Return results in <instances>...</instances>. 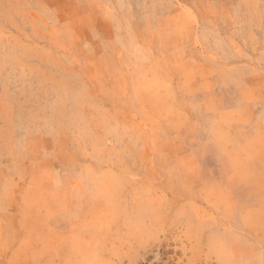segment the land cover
Wrapping results in <instances>:
<instances>
[{"label": "rangeland", "instance_id": "374dc122", "mask_svg": "<svg viewBox=\"0 0 264 264\" xmlns=\"http://www.w3.org/2000/svg\"><path fill=\"white\" fill-rule=\"evenodd\" d=\"M0 264H264V0H0Z\"/></svg>", "mask_w": 264, "mask_h": 264}]
</instances>
